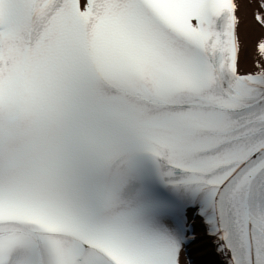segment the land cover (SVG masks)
<instances>
[{"label": "snow or ice", "instance_id": "6c2138e0", "mask_svg": "<svg viewBox=\"0 0 264 264\" xmlns=\"http://www.w3.org/2000/svg\"><path fill=\"white\" fill-rule=\"evenodd\" d=\"M239 9L0 0V264H183L195 220L264 264V39L242 72Z\"/></svg>", "mask_w": 264, "mask_h": 264}, {"label": "bare ground", "instance_id": "6f19581e", "mask_svg": "<svg viewBox=\"0 0 264 264\" xmlns=\"http://www.w3.org/2000/svg\"><path fill=\"white\" fill-rule=\"evenodd\" d=\"M240 9V24L238 26V36L241 50L239 53V64L242 72L254 71L255 62L260 59L256 45L260 39H264V26L255 20V12L259 8V0H238ZM203 250H198L196 255L201 257ZM183 264H190L184 252ZM201 260L203 261L202 257Z\"/></svg>", "mask_w": 264, "mask_h": 264}]
</instances>
